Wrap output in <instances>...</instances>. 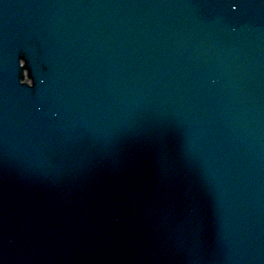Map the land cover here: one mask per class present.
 <instances>
[{"label":"water","instance_id":"1","mask_svg":"<svg viewBox=\"0 0 264 264\" xmlns=\"http://www.w3.org/2000/svg\"><path fill=\"white\" fill-rule=\"evenodd\" d=\"M0 55V218L19 217L14 263L37 264L26 251L44 225L70 249L90 230L70 263L264 264V0H0ZM231 184L249 203L242 229L219 222Z\"/></svg>","mask_w":264,"mask_h":264}]
</instances>
